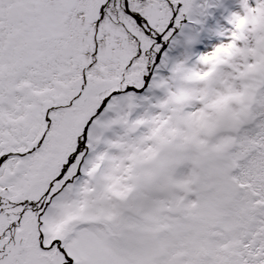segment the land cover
Listing matches in <instances>:
<instances>
[{"label": "snow or ice", "instance_id": "snow-or-ice-1", "mask_svg": "<svg viewBox=\"0 0 264 264\" xmlns=\"http://www.w3.org/2000/svg\"><path fill=\"white\" fill-rule=\"evenodd\" d=\"M0 264H264V0H0Z\"/></svg>", "mask_w": 264, "mask_h": 264}]
</instances>
